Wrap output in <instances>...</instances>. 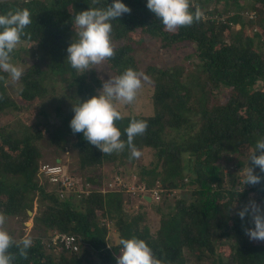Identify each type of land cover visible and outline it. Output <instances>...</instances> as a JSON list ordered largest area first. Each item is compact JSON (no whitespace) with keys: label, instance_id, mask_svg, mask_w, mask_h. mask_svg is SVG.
<instances>
[{"label":"trees","instance_id":"trees-1","mask_svg":"<svg viewBox=\"0 0 264 264\" xmlns=\"http://www.w3.org/2000/svg\"><path fill=\"white\" fill-rule=\"evenodd\" d=\"M242 1L190 0V11L199 7L201 19L168 31L148 10L147 0H121L131 12L111 21L115 56L105 64L113 77L132 68L153 84L152 114H121L116 121L125 141L132 119L147 121L146 132L134 138L142 155L130 159L127 148L104 155L70 128L73 103L98 95L103 84L94 68L82 73L66 61L76 38L72 19L113 0L97 5L92 0H0V14L30 10V37L22 42L39 53L19 81L21 106L0 81V115L33 110V118L24 122H0V213L13 220L5 228L15 241L25 236L33 241L26 259L16 247L10 249L13 264H116L118 240L133 236L145 240L162 264H264V242L250 240L244 228L254 224L237 215L264 194V179L248 188L243 184V171L252 166L249 155L264 137V0ZM159 39L170 50L186 42L194 51L181 63L143 68L140 55ZM54 82L67 86L72 104L57 107L50 123L37 105ZM43 164L60 165L74 180L89 184L90 193L59 200L56 187L38 176ZM254 174L264 177L258 167ZM114 175L148 190L158 187L159 199L147 202L119 188L102 192ZM56 233L75 236L78 250L53 246Z\"/></svg>","mask_w":264,"mask_h":264},{"label":"clouds","instance_id":"clouds-1","mask_svg":"<svg viewBox=\"0 0 264 264\" xmlns=\"http://www.w3.org/2000/svg\"><path fill=\"white\" fill-rule=\"evenodd\" d=\"M99 3L100 0H92L93 5ZM146 7L168 31L191 26L203 15L199 7L190 11V0H147ZM130 12V7L121 0H113L112 4L105 7H89L75 13L72 24L76 38L72 39L66 50V61L69 65L85 73L113 58L115 50L111 43V21ZM31 15L27 8H17L0 14V73L7 74V77L0 75V81L6 84L19 82L24 74V68L12 62L11 54L22 42V37H30L26 29L32 23ZM142 76V73L128 68L122 74L104 81L98 95L73 103L74 116L70 121L73 134L82 133L83 138L104 155L123 152L127 148L130 159H138L142 153L136 148L134 138L146 132L147 121L132 119L124 129L126 141L121 139L122 133L116 126V121L123 118L117 105H130L135 102L142 87ZM143 78L147 79L146 76ZM0 99H3L2 94ZM248 161H251L252 166L244 169L243 184H260L264 177L254 174V169L258 167L260 173H264V137L256 141ZM237 215L242 221L248 216L254 224V227L244 228L249 239L264 242V207L250 199ZM6 222L7 217L0 213V264H13L16 257L10 249L16 247L19 256L26 259L33 241L30 236L15 241L5 228ZM118 247L116 264H162L143 239L135 236L120 238Z\"/></svg>","mask_w":264,"mask_h":264},{"label":"rangeland","instance_id":"rangeland-1","mask_svg":"<svg viewBox=\"0 0 264 264\" xmlns=\"http://www.w3.org/2000/svg\"><path fill=\"white\" fill-rule=\"evenodd\" d=\"M245 1V0H244ZM242 1V3H244ZM238 28H234L236 31ZM162 42V39L154 40L149 44L148 51L144 55H140L141 59V66L143 68L147 67L148 65H154L157 67H169L173 64L181 63L183 60L188 58V53H191L193 48H191L188 43L183 42L181 43L178 48H174L170 50L168 47H164ZM14 57H11L12 62L17 64L18 66L23 67L24 69L28 67L31 63L39 61V53L36 50L34 45H31L27 42H21L17 49L13 52ZM18 58V60L16 59ZM94 70L97 72V74L100 76L102 81H107L110 79V77H113L108 70L105 61L99 65H96L94 67ZM146 75H143L141 77L142 79V87L139 89L137 98L134 103L130 105H123L118 104L117 108L121 112L122 115H151L152 114V106L150 101V96L153 91V84L149 76H146L147 79H144L143 77ZM7 92L14 98L18 106L22 105V102L18 98V86L19 82L17 83H5ZM52 87V88H51ZM50 87L48 94L42 98L37 106H40L45 111V114L47 115V119L50 123L54 122L55 118V109L58 107L60 109H64L65 106L72 104V99L69 96L71 91H67L65 85L54 82L53 85ZM32 111L33 110H22L20 113H18L17 109H14V111H8L5 113H2L0 115V122L5 124H10L11 122H15L18 118L21 120V122H24L25 119L30 118L32 119ZM185 134L184 132H179L178 134L172 133L171 138H178L177 136H182ZM40 147H44V142H41ZM246 154V152H243ZM150 159V155L145 156V162H147ZM226 159V158H225ZM223 159V160H225ZM233 167L235 166L236 162L229 161ZM241 174V173H240ZM115 176V175H114ZM111 176V177H114ZM110 177V178H111ZM132 180V177L129 179ZM134 181V180H132ZM250 185H246L245 187L248 188ZM182 194H184L186 197H189V192L184 191ZM137 197V196H135ZM252 200H255L258 204H260L262 207H264V194H260L257 196H254ZM33 216V213L32 215ZM28 222L31 223V220H28ZM14 222L12 219H9L6 222V225H12ZM27 226V225H26ZM30 227V226H27ZM224 253L226 250L223 251Z\"/></svg>","mask_w":264,"mask_h":264},{"label":"built area","instance_id":"built-area-1","mask_svg":"<svg viewBox=\"0 0 264 264\" xmlns=\"http://www.w3.org/2000/svg\"><path fill=\"white\" fill-rule=\"evenodd\" d=\"M249 18H253L254 14L251 12L248 14ZM256 31V29H253ZM38 176H43L47 181L56 187V195L59 200H67L69 195H74L76 199L82 196H87L90 193L89 184H81L78 181L71 178L65 173L60 165L43 164L38 170ZM113 181L107 182L102 188V192L109 190H115L119 188L129 192L132 196L142 197L143 199L148 196L150 199L158 200L160 189L158 187L148 190L143 184L136 185L133 181L130 184L123 182L119 176H114ZM52 245H61L67 250L77 251L78 243L77 239L73 235H67L64 233H56L52 236Z\"/></svg>","mask_w":264,"mask_h":264},{"label":"water","instance_id":"water-1","mask_svg":"<svg viewBox=\"0 0 264 264\" xmlns=\"http://www.w3.org/2000/svg\"><path fill=\"white\" fill-rule=\"evenodd\" d=\"M145 199H146L147 202H150V198H149V197H145ZM28 214H29L30 216L32 215L31 212H28ZM26 225H27V226H31V225H32V222H31V223H30V222H27Z\"/></svg>","mask_w":264,"mask_h":264}]
</instances>
